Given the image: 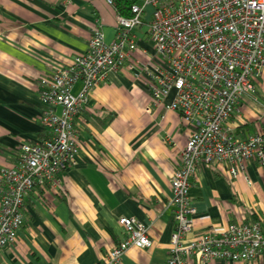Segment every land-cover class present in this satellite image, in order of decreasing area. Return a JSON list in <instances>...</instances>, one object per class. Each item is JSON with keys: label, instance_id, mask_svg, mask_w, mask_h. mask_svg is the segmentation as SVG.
Returning a JSON list of instances; mask_svg holds the SVG:
<instances>
[{"label": "crops", "instance_id": "1", "mask_svg": "<svg viewBox=\"0 0 264 264\" xmlns=\"http://www.w3.org/2000/svg\"><path fill=\"white\" fill-rule=\"evenodd\" d=\"M116 14L103 0H0V168L14 164L22 143L44 137L37 121L39 78L82 53L94 24L111 42ZM132 35L136 46L126 63L140 66L152 45L144 25ZM136 74L125 66L92 89L73 120L74 160L59 173V186L34 185L25 195L22 225L14 243L0 248V264H95L123 238L120 217L143 223L151 245L128 248L118 264H166L174 226L169 179L188 128L178 112L152 102ZM79 88L75 82L72 93ZM226 124L238 138L264 137V67L253 95L241 98ZM189 182L195 209L190 237L221 232L230 222L264 224V169L254 162L234 179L215 164H199ZM188 264H264V258H191Z\"/></svg>", "mask_w": 264, "mask_h": 264}, {"label": "built area", "instance_id": "2", "mask_svg": "<svg viewBox=\"0 0 264 264\" xmlns=\"http://www.w3.org/2000/svg\"><path fill=\"white\" fill-rule=\"evenodd\" d=\"M141 25L153 52L139 66L136 60L126 62L136 46L132 30ZM125 66L142 75L152 102L178 112L188 128L169 179L174 226L166 264H188L191 258H264V224L259 221L230 222L221 232L207 230L190 237L195 209L188 196L189 179L199 164H215L230 179L242 174L248 162L264 169L262 133L238 138L226 124L238 113L241 98L253 95L264 67V0H137L129 15L116 14L111 42L104 41L94 24L85 50L37 82L42 106L37 121L44 137L22 143L14 164L0 168V248L14 243L23 201L32 187L59 186V173L78 152L74 117L92 89ZM75 82L80 88L72 93ZM118 224L123 238L95 264H118L128 248L151 245L143 223L120 217Z\"/></svg>", "mask_w": 264, "mask_h": 264}, {"label": "trees", "instance_id": "3", "mask_svg": "<svg viewBox=\"0 0 264 264\" xmlns=\"http://www.w3.org/2000/svg\"><path fill=\"white\" fill-rule=\"evenodd\" d=\"M114 9L116 12L122 15H129V7L131 4L137 2V0H113Z\"/></svg>", "mask_w": 264, "mask_h": 264}]
</instances>
